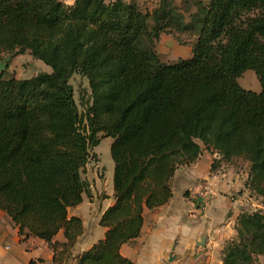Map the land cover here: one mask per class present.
I'll return each mask as SVG.
<instances>
[{"label":"trees","instance_id":"trees-1","mask_svg":"<svg viewBox=\"0 0 264 264\" xmlns=\"http://www.w3.org/2000/svg\"><path fill=\"white\" fill-rule=\"evenodd\" d=\"M165 34L188 39L191 56L161 62ZM25 54L50 73L6 77ZM4 57L0 211L23 240L46 243L53 264H133L121 247L140 236L145 210L170 201L175 172L201 145L219 158L212 171L247 164L246 189L264 199V0H0ZM246 71L260 92L239 86ZM74 75L90 92L82 115ZM99 135L112 140L114 203L98 222L104 237L74 258L83 228L68 210L90 195L82 175ZM235 232L222 264L264 262V212L239 214Z\"/></svg>","mask_w":264,"mask_h":264},{"label":"crops","instance_id":"crops-1","mask_svg":"<svg viewBox=\"0 0 264 264\" xmlns=\"http://www.w3.org/2000/svg\"><path fill=\"white\" fill-rule=\"evenodd\" d=\"M59 1L71 6L75 0ZM136 1L150 7L157 0ZM201 148L194 163L175 172L170 201L157 209L144 211L140 236L132 244L121 247L123 258L133 264H222L224 246L236 235L237 216L264 212V199L251 195L246 189L247 164L239 170L233 163L218 162L212 171L214 161L219 158L202 145ZM200 182L208 183L212 193L204 209L199 208L201 199L196 192ZM90 200V196H83L80 205L68 210V216L79 218L83 228L74 247V258L95 244L92 238L96 230L101 234L97 238L104 237L105 229L98 222L114 203L109 193L97 204ZM55 240L64 242L62 232ZM52 258L53 252L46 243L37 238L23 240L11 220L0 211V264H53ZM258 264L264 262L260 260Z\"/></svg>","mask_w":264,"mask_h":264},{"label":"rangeland","instance_id":"rangeland-1","mask_svg":"<svg viewBox=\"0 0 264 264\" xmlns=\"http://www.w3.org/2000/svg\"><path fill=\"white\" fill-rule=\"evenodd\" d=\"M154 1V0H153ZM179 4V2L177 3ZM187 40L184 38L186 44H179L172 36L162 35L159 43L156 46V53L159 56L161 62L166 64H173L179 60L188 59L191 56L190 45L187 44ZM3 61L0 63V71L4 67ZM6 77L12 76L15 79H29L42 73H50V69L42 64L40 61L32 59L28 54L23 56H16L11 60ZM70 84L74 90V100L78 107L79 114L82 115L85 106L90 103V92L87 85L86 78L79 75H74L70 80ZM238 84L244 90L252 92H260V84L254 73L246 71L239 79ZM82 103V104H81ZM112 140L110 138H103L99 135V145L91 150L90 160L85 167L82 178L88 183L90 189V202L96 203L105 198L106 194H112V174L113 163L110 157V145ZM235 169L243 170L245 163L242 161L233 162ZM98 230L93 235V241L97 243L102 238Z\"/></svg>","mask_w":264,"mask_h":264},{"label":"built area","instance_id":"built-area-1","mask_svg":"<svg viewBox=\"0 0 264 264\" xmlns=\"http://www.w3.org/2000/svg\"><path fill=\"white\" fill-rule=\"evenodd\" d=\"M196 192L199 198L201 199L199 202V208H206L209 205L212 197V193L210 192L208 183L200 182L196 187ZM194 197L197 198L195 195Z\"/></svg>","mask_w":264,"mask_h":264},{"label":"water","instance_id":"water-1","mask_svg":"<svg viewBox=\"0 0 264 264\" xmlns=\"http://www.w3.org/2000/svg\"><path fill=\"white\" fill-rule=\"evenodd\" d=\"M203 240V239H202Z\"/></svg>","mask_w":264,"mask_h":264}]
</instances>
